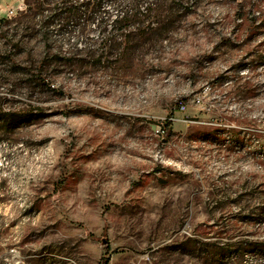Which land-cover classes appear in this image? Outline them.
Returning a JSON list of instances; mask_svg holds the SVG:
<instances>
[{"label": "rangeland", "instance_id": "1", "mask_svg": "<svg viewBox=\"0 0 264 264\" xmlns=\"http://www.w3.org/2000/svg\"><path fill=\"white\" fill-rule=\"evenodd\" d=\"M0 264H264V0H0Z\"/></svg>", "mask_w": 264, "mask_h": 264}, {"label": "trees", "instance_id": "2", "mask_svg": "<svg viewBox=\"0 0 264 264\" xmlns=\"http://www.w3.org/2000/svg\"><path fill=\"white\" fill-rule=\"evenodd\" d=\"M123 17L126 18V17H128V15L127 14L122 15L120 18H123ZM101 25H103V24H101ZM163 132H164L165 136H169V134L172 132V128H171V125H170V121H166L165 122Z\"/></svg>", "mask_w": 264, "mask_h": 264}, {"label": "built area", "instance_id": "3", "mask_svg": "<svg viewBox=\"0 0 264 264\" xmlns=\"http://www.w3.org/2000/svg\"><path fill=\"white\" fill-rule=\"evenodd\" d=\"M183 107H184V106L181 104V105H180V108H183Z\"/></svg>", "mask_w": 264, "mask_h": 264}]
</instances>
